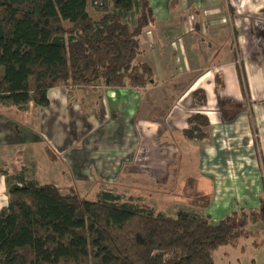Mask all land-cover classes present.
Wrapping results in <instances>:
<instances>
[{"label": "crops", "instance_id": "1", "mask_svg": "<svg viewBox=\"0 0 264 264\" xmlns=\"http://www.w3.org/2000/svg\"><path fill=\"white\" fill-rule=\"evenodd\" d=\"M150 3L156 19L140 37V59L151 65L155 79L145 88L55 87L48 106L29 110V125L0 106V148H8L0 149V204L7 202L9 180H16L10 175L25 173L7 170V156H36L31 143L45 141L58 149L71 174L124 180L144 197H167L164 207L172 205L173 212L179 211L177 200L189 204L182 197L189 176L198 191L211 195V203L199 208L215 221L261 206L264 0ZM196 90L205 92V104L194 102ZM197 113L209 118L208 137L199 142L183 134ZM251 227L264 246L263 222Z\"/></svg>", "mask_w": 264, "mask_h": 264}, {"label": "trees", "instance_id": "2", "mask_svg": "<svg viewBox=\"0 0 264 264\" xmlns=\"http://www.w3.org/2000/svg\"><path fill=\"white\" fill-rule=\"evenodd\" d=\"M90 0H0V106H48L55 87L145 88L154 70L140 59V37L155 21L150 0H98L101 11L75 17ZM206 103L203 90L194 92ZM183 134L208 137L209 118L192 115ZM0 207V264H218L221 249L259 234V208L215 221L180 209L176 216L139 205L111 190L88 199L72 188L10 175ZM10 179V178H9ZM182 197L205 208L211 195L189 176Z\"/></svg>", "mask_w": 264, "mask_h": 264}, {"label": "rangeland", "instance_id": "3", "mask_svg": "<svg viewBox=\"0 0 264 264\" xmlns=\"http://www.w3.org/2000/svg\"><path fill=\"white\" fill-rule=\"evenodd\" d=\"M101 7H97V4H95V0H90L89 4L85 9H80L76 12L75 17H87V16H93L96 15L101 11ZM81 88H87V87H81ZM89 88V87H88ZM71 93V92H69ZM75 96L80 98V93H74ZM71 96H74L71 94ZM6 108V114L8 116L16 115V118H18L20 123L26 122L28 125L32 123V119L34 118V114L29 110L37 109L41 110L40 106L36 107L33 103L30 104V107L28 106L27 111H20L17 107H5ZM44 108V107H42ZM12 114V115H11ZM18 116V117H17ZM14 118V116H13ZM31 148H37L36 156H30V153L28 151L27 155L20 156L19 154L10 155L6 158V165L7 170L13 169V171H19L23 170L25 171L26 176L31 177L33 179L38 180L42 183H54L56 186L60 187L63 190H69L72 188L74 191H76L79 195L82 197L88 198V199H97L100 192L103 190H111L115 194L120 195L122 198V201H129L131 200L133 203H137L139 205H150L153 208H155L157 211L161 209L160 211L166 210L168 215L176 216L178 212H173L174 208L171 207L172 205L167 206V208L164 207L165 200H167V197H163L160 201L157 196L150 197L149 194H146L147 196L144 197V194L142 192H139L136 188L132 190H129L127 188L129 185H124L125 181H116L115 183H111L108 180H104L100 176H97L98 180L96 179H81V177H78L76 174H71L69 169H67V165L60 164V155L58 153V149H54L50 147L47 142H35L31 143ZM25 147H28V145ZM2 151H7L8 148H0ZM9 154V153H8ZM91 162L94 158H88ZM15 163V165H14ZM5 164H0V167H3ZM65 168V169H64ZM67 171V172H66ZM186 174L184 171H182V181L181 186L184 183V178ZM141 183V182H139ZM114 186H113V185ZM123 184V185H122ZM122 185V186H121ZM130 187V186H129ZM117 189V191H116ZM128 189V190H127ZM6 193H7V187H6ZM143 195V197H142ZM8 195H5V198ZM170 200L175 197H168ZM181 199V198H180ZM179 202L178 210L180 209H187L191 212H199L203 214V211L201 208L196 207L192 205L191 203L187 204L184 203L183 200H177ZM1 202V200H0ZM2 206V204H0ZM177 210V211H178ZM165 212V211H164ZM262 240L256 236V237H247L242 236L240 237L237 242L233 245L225 246L221 249L220 253L217 257L218 264H264V246L261 245Z\"/></svg>", "mask_w": 264, "mask_h": 264}, {"label": "built area", "instance_id": "4", "mask_svg": "<svg viewBox=\"0 0 264 264\" xmlns=\"http://www.w3.org/2000/svg\"><path fill=\"white\" fill-rule=\"evenodd\" d=\"M96 3L98 4V3H99V1L97 0V1H96Z\"/></svg>", "mask_w": 264, "mask_h": 264}]
</instances>
